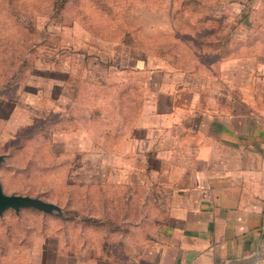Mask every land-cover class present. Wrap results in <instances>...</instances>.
Returning <instances> with one entry per match:
<instances>
[{
    "label": "crops",
    "instance_id": "0c3cea01",
    "mask_svg": "<svg viewBox=\"0 0 264 264\" xmlns=\"http://www.w3.org/2000/svg\"><path fill=\"white\" fill-rule=\"evenodd\" d=\"M224 11L210 10L201 21L211 33L200 37L220 47L211 49L210 58L161 55L118 42L106 57L99 55L105 62L84 60L88 80L104 87L131 81L134 90L143 78L135 117L124 124L116 116L114 126L121 129L114 136L98 130L96 121L109 120L111 110L122 113L123 97L106 99L105 117L94 119L93 90H83L70 57L66 66L45 68L42 77L28 81L26 104L67 118L55 135L67 136L61 141L71 147L70 164L81 173V180L71 181L76 199L67 204L107 222L97 227L68 221L73 234L64 226L41 232L56 241L50 264H264V37L237 39L230 22L235 14ZM240 15L245 37L252 30L250 8ZM108 67L116 68L114 77L91 73ZM79 107L87 116L72 110ZM63 121L59 114L52 122ZM97 190L98 197L92 195ZM99 202L116 210L79 208ZM63 211L58 214L66 216ZM97 230L105 234L100 244L71 242Z\"/></svg>",
    "mask_w": 264,
    "mask_h": 264
},
{
    "label": "rangeland",
    "instance_id": "374dc122",
    "mask_svg": "<svg viewBox=\"0 0 264 264\" xmlns=\"http://www.w3.org/2000/svg\"><path fill=\"white\" fill-rule=\"evenodd\" d=\"M258 4L259 0H0V154L4 155L0 178L5 191L40 195L65 209L73 208V204H67L69 198L76 199L71 181L81 180V173L70 164L66 152L69 144L61 141L67 136L55 135V131L64 128L67 118L61 115L63 112H39L25 103L28 81L35 80L37 75L42 77L45 68L46 72L55 65L62 68L68 64V57L74 60L76 73L83 78V90H93L94 119L101 114L105 117L106 99L111 97L113 103L117 97H123L122 113L117 115L116 110H111L109 120L96 121H100L98 130H108L113 135L112 131L115 133L120 128L114 126L116 116L120 118L121 114L124 124L135 117L137 100L140 104L143 99V78L134 83V90L131 81L106 85L116 88L110 90L97 80H88L85 59L91 62L103 59L99 55L106 57L107 52L116 50L118 42L136 48L147 46L161 55H181L187 59L191 54H200L210 58L211 49L220 47L211 39L200 37L211 33L202 27V18L210 10L224 8L225 14L227 10L233 11L235 17L232 15L230 22L236 24L233 28L236 38L257 39L264 37V6ZM247 7L251 17L246 20L252 30L244 37L246 29L238 21L244 22L240 14ZM219 37L224 39L227 35L220 33ZM176 65L198 67L199 64L178 62ZM114 70L100 68L91 73L105 79L114 77L111 73ZM72 110L87 116L86 108ZM59 114L65 121L52 122ZM93 194L98 197L99 190ZM106 204L83 203L79 208L95 214L116 210ZM52 214L25 208L19 212L13 208L5 210L0 215V264H50L56 241L39 234H52L61 226L73 234L72 223L66 222L58 212ZM104 235L97 230L79 234L78 238L74 236L71 242L79 245L86 239L91 245L100 244ZM66 236L69 240L68 233Z\"/></svg>",
    "mask_w": 264,
    "mask_h": 264
},
{
    "label": "water",
    "instance_id": "95a60500",
    "mask_svg": "<svg viewBox=\"0 0 264 264\" xmlns=\"http://www.w3.org/2000/svg\"><path fill=\"white\" fill-rule=\"evenodd\" d=\"M3 159L4 155L0 154V164ZM24 207H34L45 212L64 213L63 208L54 201L30 194L6 192L0 178V215L9 208L19 212Z\"/></svg>",
    "mask_w": 264,
    "mask_h": 264
},
{
    "label": "trees",
    "instance_id": "16d2710c",
    "mask_svg": "<svg viewBox=\"0 0 264 264\" xmlns=\"http://www.w3.org/2000/svg\"><path fill=\"white\" fill-rule=\"evenodd\" d=\"M63 1H66V0H63ZM138 48L151 51L149 47H148L149 49L147 48V46L138 47ZM24 208L25 209H36V210H39V209L34 208V207H24ZM24 208H22V209H24ZM65 210H66V216H62L60 214H58V215L61 216V218H63L66 222H68V221H76V222L82 223L84 225H95L97 227L100 226V225H105L107 223L106 221H104L100 217L89 216V215H86V214L82 213L79 210H74V209H65ZM39 211L45 212V211H42V210H39ZM46 213H49V212H46Z\"/></svg>",
    "mask_w": 264,
    "mask_h": 264
}]
</instances>
